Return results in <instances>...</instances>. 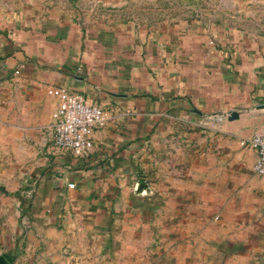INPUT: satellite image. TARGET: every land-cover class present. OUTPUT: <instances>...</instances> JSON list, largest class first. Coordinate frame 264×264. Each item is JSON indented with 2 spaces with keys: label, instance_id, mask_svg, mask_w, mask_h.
<instances>
[{
  "label": "crops",
  "instance_id": "0c3cea01",
  "mask_svg": "<svg viewBox=\"0 0 264 264\" xmlns=\"http://www.w3.org/2000/svg\"><path fill=\"white\" fill-rule=\"evenodd\" d=\"M213 11L149 27L0 0L10 264H264V177L244 143L264 114V0ZM54 86L103 111L86 154L55 145Z\"/></svg>",
  "mask_w": 264,
  "mask_h": 264
},
{
  "label": "rangeland",
  "instance_id": "374dc122",
  "mask_svg": "<svg viewBox=\"0 0 264 264\" xmlns=\"http://www.w3.org/2000/svg\"><path fill=\"white\" fill-rule=\"evenodd\" d=\"M81 18H117L138 21L149 27L210 17L218 0H66ZM264 111V110H263ZM226 117V116H224ZM229 118V117H228ZM238 119V118H237ZM259 127L264 125V114L257 117Z\"/></svg>",
  "mask_w": 264,
  "mask_h": 264
},
{
  "label": "built area",
  "instance_id": "2783aa9c",
  "mask_svg": "<svg viewBox=\"0 0 264 264\" xmlns=\"http://www.w3.org/2000/svg\"><path fill=\"white\" fill-rule=\"evenodd\" d=\"M19 73L20 70H17L16 74ZM48 92L59 99L58 106L53 113L55 145L71 150L77 155L88 153L94 147L95 125L105 122L102 109L99 106L88 104L80 94L64 87L54 86ZM244 143L256 151L257 160L254 169L256 173L264 177V125ZM74 186V183H69L70 188ZM24 223L28 224V220Z\"/></svg>",
  "mask_w": 264,
  "mask_h": 264
},
{
  "label": "water",
  "instance_id": "95a60500",
  "mask_svg": "<svg viewBox=\"0 0 264 264\" xmlns=\"http://www.w3.org/2000/svg\"><path fill=\"white\" fill-rule=\"evenodd\" d=\"M257 108H264V104H261L259 106H257ZM241 115L240 111H232L230 114H229V119H237L239 118ZM0 264H10L9 261L2 255H0Z\"/></svg>",
  "mask_w": 264,
  "mask_h": 264
}]
</instances>
